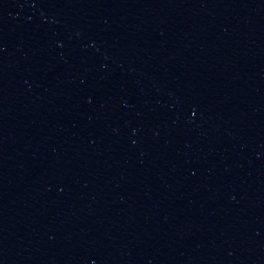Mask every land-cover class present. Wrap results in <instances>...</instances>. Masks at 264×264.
Here are the masks:
<instances>
[{
  "label": "water",
  "instance_id": "95a60500",
  "mask_svg": "<svg viewBox=\"0 0 264 264\" xmlns=\"http://www.w3.org/2000/svg\"><path fill=\"white\" fill-rule=\"evenodd\" d=\"M0 264H264V0H0Z\"/></svg>",
  "mask_w": 264,
  "mask_h": 264
}]
</instances>
